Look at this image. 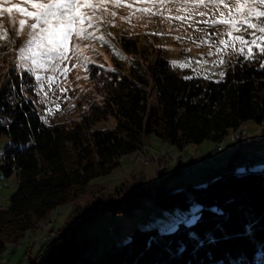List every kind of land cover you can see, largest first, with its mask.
<instances>
[{
  "label": "trees",
  "instance_id": "1",
  "mask_svg": "<svg viewBox=\"0 0 264 264\" xmlns=\"http://www.w3.org/2000/svg\"><path fill=\"white\" fill-rule=\"evenodd\" d=\"M121 40L125 48L134 47L133 39ZM239 60L238 55L226 65L223 81L186 75L169 64L161 49L144 72L135 67L109 71L92 63L87 71L90 89L78 96L71 110L76 114L51 124L39 119V103L34 109L16 91L10 94L12 83L17 88L24 82L35 85L23 69L11 66L0 87V117L12 121L0 124V135L11 142L3 149L0 170L5 175L15 171L16 186L7 204L0 206V251L19 241L56 205L75 203L91 179L109 173L121 155L139 150L148 134L181 149L205 139L218 141L252 119L264 137V70L259 63ZM149 89L154 92L151 104ZM27 95L40 99L31 90ZM110 116L112 126L91 129ZM238 156V148L233 149L230 159ZM246 169L243 174L227 170L204 186L187 184L175 191L141 183L79 216L73 214L79 210L75 203L62 225L49 229L51 239H41L42 252L26 256V264H264V169ZM146 199L160 209L186 207L189 200L201 203L203 219L195 227L200 240H191L183 226L175 234L134 227L128 240L98 251L95 237L79 236L103 213L128 215Z\"/></svg>",
  "mask_w": 264,
  "mask_h": 264
},
{
  "label": "rangeland",
  "instance_id": "2",
  "mask_svg": "<svg viewBox=\"0 0 264 264\" xmlns=\"http://www.w3.org/2000/svg\"><path fill=\"white\" fill-rule=\"evenodd\" d=\"M94 2L107 3L105 19L111 23H104L98 32L104 36L107 43L78 38L75 33H70L66 41L69 49L68 58L63 62H53L59 63L61 69L66 66L68 69L66 79L58 72H52L51 66L43 70L38 69L39 73L45 77L43 81L38 82L34 79L39 98L44 97L45 92L48 93L47 104H39L37 107L41 109L39 114H45L42 111L45 107H54L55 103L60 105L59 110L46 115V124L62 121L76 114V112L71 113L76 99L83 91L90 89L84 67L85 60L116 71L128 72L130 67H135L140 72H144L146 63L158 49H161L169 62L180 61L188 65L187 67L176 66L185 70L186 75L220 79L219 73L223 72L226 65L232 63L238 56L231 48L217 53L216 47L220 36L209 37L208 35L226 33L225 25L190 26L188 23L174 19L176 16L186 15L185 10L180 7L182 0H169L163 8L154 0H119L118 3L114 0H94ZM227 2L229 8H234L233 0H227ZM14 5L28 8L24 0H5L3 7L11 8V15L0 12V26L6 33V38L0 39V87L6 79L7 70L21 63L20 48L25 46L29 38L27 27L19 31V35L17 34L19 20L25 19L27 24L30 18L21 14L16 7H13ZM198 11L209 13L211 18H219L221 12L227 16V10L223 5L220 9H216L209 4L207 7H200ZM103 12L104 9L100 8L97 15ZM150 12L162 13V15H152ZM112 13L115 15L113 16ZM213 13L214 17H212ZM168 17L173 19L170 20ZM192 18L193 20L202 19L195 14ZM261 23H264V20ZM122 36L133 39L134 47L129 44L125 48L121 40ZM176 37L180 39L177 40ZM205 39H210L212 43H203ZM224 39L228 37L224 36ZM77 45L78 49L75 47ZM236 47L239 48V44ZM210 50L213 52L211 56L208 55ZM24 54L27 55V51ZM220 59H224L226 63H214ZM197 61L200 62L197 63ZM48 75H56L59 79L58 84H52L51 91L46 79ZM41 83L44 84V91L39 90ZM60 88H66V93L62 95ZM148 91V104H151L154 102V92L151 89ZM113 123L114 118L110 116L94 122L91 129L110 127ZM9 142L10 139L6 135H0V158L5 145ZM215 143L220 144L215 145ZM198 144H189L178 149L153 134L146 135L139 150L121 155L118 158V165L109 173L95 177L87 183L84 192L75 202L79 210L73 214L82 215L93 206L120 196L141 183L147 185L153 182L155 185L161 184L163 188L175 191L185 188L187 184L204 186L227 170L238 171L241 167L264 169V137H262L260 125L252 119L243 121L236 129L228 130L218 141L205 139ZM249 146L251 147L246 149ZM235 148H238L239 158L231 160V151ZM228 156V159L220 160ZM177 164L178 171L174 173ZM15 186V171L5 175L0 170V206L7 204V197ZM75 203L56 205L50 210L47 218L26 231L19 241L7 244L6 248L0 251V264H26L28 254L32 258L37 257L45 248V246L41 247V239L46 241L51 239L49 229L62 225ZM170 210L154 207L150 200L146 199L142 207L133 209L128 215L103 213L93 219L89 229L78 234L86 239L95 237L97 250L103 251L110 243L117 244L128 240L134 227L160 229L162 224L169 221L170 216L167 213ZM71 264L82 263L76 260Z\"/></svg>",
  "mask_w": 264,
  "mask_h": 264
},
{
  "label": "snow or ice",
  "instance_id": "3",
  "mask_svg": "<svg viewBox=\"0 0 264 264\" xmlns=\"http://www.w3.org/2000/svg\"><path fill=\"white\" fill-rule=\"evenodd\" d=\"M118 3L119 0H114ZM159 3L163 8L169 0H154ZM24 3L28 8H20L14 5L21 14L30 18V22L26 24L25 19L19 20V31H22L25 27L29 29V38L25 42V46L20 48L21 63L15 64L14 69H23L25 75L29 79L33 78L35 81H43L45 77L38 71L51 66L52 72H58L65 79L67 77L68 69L66 66L61 69L59 63H53L54 61L63 62L68 58V46L67 39L70 33H75L78 38L98 40L102 44L107 43L103 35L98 34L100 28L104 23H111L105 19L107 15V3H96L94 0H24ZM234 8L228 7L227 0H182L180 7L185 10L186 15L176 16L174 19L188 23L190 26L195 24H203L207 27L225 25L227 27L226 33L208 34L219 35V44L216 47V52L220 53L226 51L229 48L241 57V60L237 61L238 64H243L244 61H253L259 63L260 69L264 70V0H233ZM5 0H0V12H7L11 15V8L3 7ZM211 4L216 9H220L223 5L227 10V16L224 12L220 13L219 18H211L209 13L200 12V7H207ZM130 6V5H129ZM100 8L104 9L101 15H97ZM28 9H31L30 11ZM85 9H87L85 11ZM144 11H150L149 9H142ZM191 10V12H189ZM152 15H162V13L150 12ZM193 14L198 15L202 19L193 20ZM114 16L115 13H112ZM215 14H212L214 17ZM170 20L173 17H168ZM200 30V29H197ZM227 36L228 39H224ZM6 33L2 26H0V39H5ZM177 40L180 37H176ZM203 43L211 44L210 39H205ZM239 44V48L236 45ZM77 49L79 46H75ZM255 49V51H254ZM27 51V55H25ZM257 53L259 55H257ZM203 55V54H202ZM209 56L213 55L210 50ZM200 61H197L199 63ZM214 63L224 64L226 61L220 59ZM90 64L92 62L85 60V70H91ZM169 64L173 67H187L188 65L180 61H170ZM103 68V65L99 66ZM11 71V70H10ZM10 71L8 77H10ZM109 71H114L109 69ZM99 75V72H97ZM226 73L220 72V81H223ZM111 77H109L110 79ZM184 80H191L192 76L182 77ZM205 79L208 77L205 76ZM49 91L52 90V84L59 83L58 76L48 75L46 77ZM220 81H217L219 83ZM7 82V78H6ZM31 90L33 95L37 94V89L34 84H27V82L21 83L17 88L15 83L11 84L10 94L12 91H16L17 94L23 96L25 103L31 102L34 109L36 104H47L48 93H44V97L39 100L30 99L27 92ZM40 91H44V84H40ZM59 91L63 95L66 93V88H60ZM9 94V101H10ZM67 98V97H65ZM59 99V98H58ZM59 103H55L54 107H45L42 111L44 115H40L41 109H35L39 115V119L47 123L46 115L51 114L54 110H59ZM4 109L0 107V111ZM25 118L28 117V113H25ZM5 120L10 124L12 121L9 117H0V124ZM11 142H9L10 145ZM240 173H245L246 168L241 167L238 169ZM204 207L196 200L187 201V206L176 205L167 215L170 219L167 223H164L160 227L161 234H175L181 226L186 229L188 237L193 241H199L200 237L195 227L203 219ZM217 214H221L219 209H215ZM251 229L249 228V231ZM183 250V247H181Z\"/></svg>",
  "mask_w": 264,
  "mask_h": 264
},
{
  "label": "crops",
  "instance_id": "4",
  "mask_svg": "<svg viewBox=\"0 0 264 264\" xmlns=\"http://www.w3.org/2000/svg\"><path fill=\"white\" fill-rule=\"evenodd\" d=\"M201 143V142H200ZM216 144H220V143H215V145ZM198 145H200V144H198ZM185 146H189V144H187V145H185ZM220 146V145H219ZM191 147H195L196 148V146H191ZM251 146H249V147H247L246 149H248V148H250ZM176 148V147H175ZM220 148H221V146H220ZM219 148V149H220ZM233 150V149H232ZM242 151V150H241ZM242 154V153H241ZM240 154V155H241ZM231 155H232V151H231ZM249 155V154H248ZM250 156V155H249ZM251 157V156H250ZM229 158V156L228 157H223V158H221L220 160H224V159H228ZM238 158H239V156H238Z\"/></svg>",
  "mask_w": 264,
  "mask_h": 264
}]
</instances>
